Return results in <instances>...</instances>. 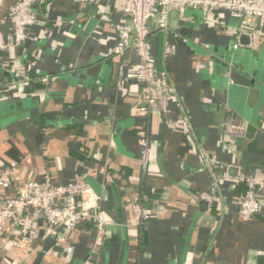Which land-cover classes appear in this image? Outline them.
Returning a JSON list of instances; mask_svg holds the SVG:
<instances>
[{"label":"crops","instance_id":"obj_1","mask_svg":"<svg viewBox=\"0 0 264 264\" xmlns=\"http://www.w3.org/2000/svg\"><path fill=\"white\" fill-rule=\"evenodd\" d=\"M16 1L0 0V42L10 34ZM122 3L54 0L49 11L38 4L30 39L0 52V67L15 73L0 86V169L22 181L48 174L56 185L79 175L91 188L86 205L111 220L103 231L88 220L60 239L62 232L54 234L32 210V251L15 245L8 223L0 264H264V209L247 220L238 204L246 187L240 175L264 176V23L256 21L253 38L239 40L225 26L242 28V20L227 11L206 18L175 12L168 31L154 28V53L176 95L168 115L145 117L140 85L121 72L137 57L113 52ZM166 42L174 47L168 58ZM32 75L40 85L25 92L22 81ZM176 101L191 135L166 122L182 115ZM227 167L229 177L207 203L201 193L211 169ZM12 192L0 189V205ZM137 202L151 214L144 227Z\"/></svg>","mask_w":264,"mask_h":264},{"label":"built area","instance_id":"obj_2","mask_svg":"<svg viewBox=\"0 0 264 264\" xmlns=\"http://www.w3.org/2000/svg\"><path fill=\"white\" fill-rule=\"evenodd\" d=\"M54 0H17L9 9L11 31L8 38L0 42V52L13 47L22 46L30 39V30L38 22L36 6L43 4L49 11ZM75 3L93 5L111 4L118 0H68ZM122 19L114 26L117 30V41L113 49L115 55L124 57L134 53L136 61L121 65L125 79L136 81L140 85L139 114L145 117L163 113L168 115L171 101L175 100L176 87L170 80L167 69L158 66L152 42L153 29L168 31L170 19L177 12L184 17L189 11H200L204 18L211 14L227 11L242 20V28L225 26L226 31L239 38L246 34L253 38L258 32L257 22L264 23V0H122ZM108 19L106 15L103 16ZM234 47L238 49L240 42ZM174 47L166 42L164 57L168 58ZM18 74L25 73L18 71ZM176 107L182 115L178 120L166 118V122L185 135L192 134V123L184 113V106L176 101ZM148 147V143L146 142ZM148 149V148H147ZM212 171V182L208 190L201 193V198L209 204L215 201L220 190L221 178L229 177L228 167L222 172ZM264 173V167H263ZM240 181L245 190L239 197V211L244 219H251L264 209V176L262 179L254 175L241 174ZM0 189L12 190L0 205V237L6 225L11 223L16 229L17 238L14 243L23 253L32 251V243L38 238L32 210L52 226L54 234L76 229L88 220H94L100 231H103L110 219L86 205L85 199L91 192L80 178H75L65 185H56L48 174L42 179L22 181L12 169H0ZM136 220L141 227L150 219V211L142 202L135 204Z\"/></svg>","mask_w":264,"mask_h":264},{"label":"trees","instance_id":"obj_3","mask_svg":"<svg viewBox=\"0 0 264 264\" xmlns=\"http://www.w3.org/2000/svg\"><path fill=\"white\" fill-rule=\"evenodd\" d=\"M14 74L15 73L13 71L12 72H10V71L7 72L2 67H0V82H1L0 83V86H2L3 84H5V82L11 81V79H13V75ZM38 78H40V77L32 75L28 79L23 80L22 81L23 82L22 83L23 91H25V92H31L35 88L39 87L40 84L38 82L39 81ZM141 232L142 233H141V236H140V241L142 242L144 240L145 229L143 228Z\"/></svg>","mask_w":264,"mask_h":264},{"label":"water","instance_id":"obj_4","mask_svg":"<svg viewBox=\"0 0 264 264\" xmlns=\"http://www.w3.org/2000/svg\"><path fill=\"white\" fill-rule=\"evenodd\" d=\"M264 91V90H263Z\"/></svg>","mask_w":264,"mask_h":264}]
</instances>
